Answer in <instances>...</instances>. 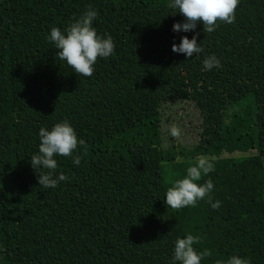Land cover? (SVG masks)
I'll return each mask as SVG.
<instances>
[{
  "label": "trees",
  "instance_id": "trees-1",
  "mask_svg": "<svg viewBox=\"0 0 264 264\" xmlns=\"http://www.w3.org/2000/svg\"><path fill=\"white\" fill-rule=\"evenodd\" d=\"M168 3L0 0L7 96L1 115L8 127L5 140L0 133V175L7 173L0 178L1 264H180L173 261L174 243L187 233L202 237L195 247L213 253L201 264L233 255L264 264V161H214L204 180H212L220 208L201 200L172 210L165 204L171 182L164 164L174 162L179 146L166 144L162 132L168 105L200 107L212 91L226 93L241 110L213 143L219 138L216 147L231 152L264 151V0H239L235 22L212 33L198 24L204 51L191 58L171 50L194 32L172 31L183 17ZM89 5L98 12V34L111 35L116 47L84 77L58 59L47 37ZM240 34L247 37L238 62L242 74L225 63L203 67L208 55L219 59V46ZM64 119L85 141L73 153L81 161L77 166L73 157H56L57 174L69 179L44 188L31 156L38 152L39 129ZM182 167L174 172L183 173Z\"/></svg>",
  "mask_w": 264,
  "mask_h": 264
},
{
  "label": "clouds",
  "instance_id": "clouds-1",
  "mask_svg": "<svg viewBox=\"0 0 264 264\" xmlns=\"http://www.w3.org/2000/svg\"><path fill=\"white\" fill-rule=\"evenodd\" d=\"M239 6V0H169L168 7L183 17L182 22H174L173 32H194L191 39L181 36L179 44L173 43L171 50L177 54H183L191 58L195 54L202 53L204 49L197 42L199 35L196 32L197 25H202L203 32L212 33L219 24H232L235 22V10ZM98 12L89 5L88 9L75 18L66 28L52 27L47 37L58 50L56 56L84 77H91L95 72V64L98 59L109 58L115 50V42L111 35L98 34L93 26ZM220 60L215 55H208L203 60L206 70L221 67ZM170 135L179 138L181 129L175 124L170 126ZM38 152L31 156V166L38 174V184L44 188H55L58 183L69 179L63 172L57 174L58 156L73 157V163L79 166L80 155L73 156L78 146H85V141L80 139L67 119L55 123L51 129L41 127L39 129ZM215 157L199 156L194 162H190L186 168V174L182 178L171 181V186L166 190L165 204L172 210H180L186 207H196L201 200L207 201L211 208L219 209L220 201L213 202L211 193L214 185L211 179L200 181L214 171ZM202 237L187 233L184 238H177L174 243L173 261L180 264H201V262L213 255L210 249L199 250ZM215 264H250L247 258L233 255L227 259L218 258Z\"/></svg>",
  "mask_w": 264,
  "mask_h": 264
},
{
  "label": "rangeland",
  "instance_id": "rangeland-1",
  "mask_svg": "<svg viewBox=\"0 0 264 264\" xmlns=\"http://www.w3.org/2000/svg\"><path fill=\"white\" fill-rule=\"evenodd\" d=\"M0 31V133L5 140L8 127L7 122L2 117V106L7 101L6 96V61L3 57L4 42ZM246 35L240 34L227 44L220 45L219 60L228 70H234L238 74L243 73V69L238 67L240 60V49L245 46ZM210 89V88H209ZM241 105L232 102V98L226 93H214L203 99L200 107L193 102H181L170 104L165 108L162 120V132L165 137L166 144H174L179 146L175 151L173 161L172 157L164 164V172L168 180L171 182L174 179L182 178L186 174V168L190 162H194L199 156L206 155L215 157L216 160H230V159H254L259 158L264 161V151H258L257 148L248 150L243 147L237 148L234 152L230 150L220 149L217 146L218 138L215 143L213 140L219 135V132L224 125L229 124L235 118ZM175 124L181 129L179 138L170 135V126ZM212 149L210 152V146ZM214 145V146H213ZM243 148V149H242ZM7 158V156H6ZM182 160V161H181ZM182 165L181 168L185 170L183 173L174 172V167ZM7 177V173H2L0 178ZM205 178V177H204ZM204 178L201 180L203 182ZM2 180V179H1ZM1 264V263H0Z\"/></svg>",
  "mask_w": 264,
  "mask_h": 264
}]
</instances>
